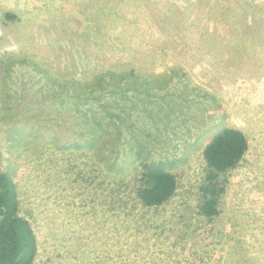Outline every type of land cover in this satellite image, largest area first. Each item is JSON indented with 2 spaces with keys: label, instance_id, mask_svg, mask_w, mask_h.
Here are the masks:
<instances>
[{
  "label": "rangeland",
  "instance_id": "374dc122",
  "mask_svg": "<svg viewBox=\"0 0 264 264\" xmlns=\"http://www.w3.org/2000/svg\"><path fill=\"white\" fill-rule=\"evenodd\" d=\"M224 128L249 150L209 220ZM144 163L176 175L167 204L137 198ZM4 172L35 264H264V0H0Z\"/></svg>",
  "mask_w": 264,
  "mask_h": 264
},
{
  "label": "trees",
  "instance_id": "16d2710c",
  "mask_svg": "<svg viewBox=\"0 0 264 264\" xmlns=\"http://www.w3.org/2000/svg\"><path fill=\"white\" fill-rule=\"evenodd\" d=\"M248 150L246 134L236 128H224L210 139L203 153L207 169L199 187L200 215L209 220L220 216L227 174L239 167ZM177 189L175 174L160 164H143L135 192L144 207L167 204ZM38 251L32 224L20 214L17 183L8 173H0V264H35Z\"/></svg>",
  "mask_w": 264,
  "mask_h": 264
}]
</instances>
